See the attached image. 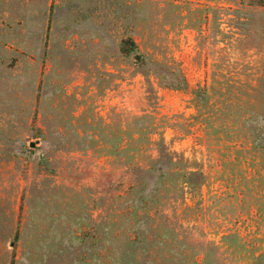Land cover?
<instances>
[{
    "label": "rangeland",
    "instance_id": "rangeland-1",
    "mask_svg": "<svg viewBox=\"0 0 264 264\" xmlns=\"http://www.w3.org/2000/svg\"><path fill=\"white\" fill-rule=\"evenodd\" d=\"M0 264H264V9L0 0Z\"/></svg>",
    "mask_w": 264,
    "mask_h": 264
},
{
    "label": "trees",
    "instance_id": "trees-1",
    "mask_svg": "<svg viewBox=\"0 0 264 264\" xmlns=\"http://www.w3.org/2000/svg\"><path fill=\"white\" fill-rule=\"evenodd\" d=\"M242 1H247L248 5L250 6H255V7L264 9V0H242ZM136 49H137V46L132 41V39H125L120 44V52L123 54H126V53L130 54Z\"/></svg>",
    "mask_w": 264,
    "mask_h": 264
},
{
    "label": "water",
    "instance_id": "water-1",
    "mask_svg": "<svg viewBox=\"0 0 264 264\" xmlns=\"http://www.w3.org/2000/svg\"><path fill=\"white\" fill-rule=\"evenodd\" d=\"M136 59H139V57L137 56Z\"/></svg>",
    "mask_w": 264,
    "mask_h": 264
}]
</instances>
